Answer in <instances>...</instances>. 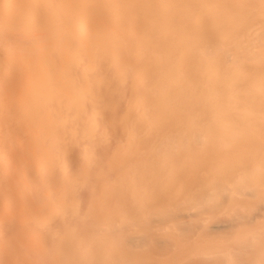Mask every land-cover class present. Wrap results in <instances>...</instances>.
<instances>
[{"label": "bare ground", "instance_id": "obj_1", "mask_svg": "<svg viewBox=\"0 0 264 264\" xmlns=\"http://www.w3.org/2000/svg\"><path fill=\"white\" fill-rule=\"evenodd\" d=\"M0 264H264V0H0Z\"/></svg>", "mask_w": 264, "mask_h": 264}, {"label": "rangeland", "instance_id": "obj_2", "mask_svg": "<svg viewBox=\"0 0 264 264\" xmlns=\"http://www.w3.org/2000/svg\"><path fill=\"white\" fill-rule=\"evenodd\" d=\"M233 11L236 12L235 9H233ZM212 40H213V42L216 45L219 44V39H217L216 37L215 38L212 37ZM122 131H123L122 129H119L118 130V133H121ZM143 135H145V134H143ZM126 179H129V178H126ZM174 192L176 193L177 191H174ZM128 213L130 214L131 212H128ZM160 228H161V225H160ZM155 256H157V257L154 259V263L156 262V260H159V259L163 260V259H165L167 255L166 256H159V257H162V258H159L158 255L154 254L153 257H155Z\"/></svg>", "mask_w": 264, "mask_h": 264}]
</instances>
